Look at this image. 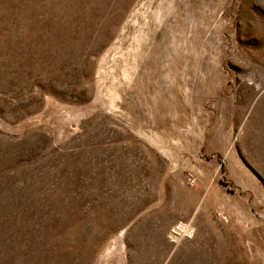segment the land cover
I'll return each mask as SVG.
<instances>
[{
    "label": "rangeland",
    "instance_id": "obj_1",
    "mask_svg": "<svg viewBox=\"0 0 264 264\" xmlns=\"http://www.w3.org/2000/svg\"><path fill=\"white\" fill-rule=\"evenodd\" d=\"M0 264H264V0H0Z\"/></svg>",
    "mask_w": 264,
    "mask_h": 264
},
{
    "label": "bare ground",
    "instance_id": "obj_2",
    "mask_svg": "<svg viewBox=\"0 0 264 264\" xmlns=\"http://www.w3.org/2000/svg\"><path fill=\"white\" fill-rule=\"evenodd\" d=\"M184 230H185V228L180 227V228H178L176 231H177V233H179L180 231L184 232Z\"/></svg>",
    "mask_w": 264,
    "mask_h": 264
}]
</instances>
